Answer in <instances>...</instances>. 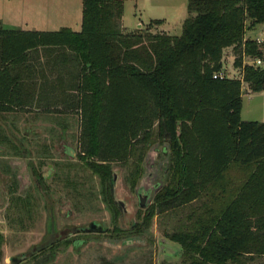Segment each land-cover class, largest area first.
Segmentation results:
<instances>
[{
    "label": "trees",
    "instance_id": "trees-1",
    "mask_svg": "<svg viewBox=\"0 0 264 264\" xmlns=\"http://www.w3.org/2000/svg\"><path fill=\"white\" fill-rule=\"evenodd\" d=\"M187 1L180 36L151 28L126 32L122 0H83L78 33L0 27V113L29 104L23 103L29 81L17 71L32 68L26 60L33 52L49 50L60 71L52 83L54 105L79 116V151L71 153L101 178L114 236L126 232L117 225L122 212L112 194V164L134 160L137 181L145 155L162 145L165 182L145 210L146 224L156 210L190 205L184 229L166 235L180 245L181 264H251L264 258V122L242 121V91H264V65L244 64V57L264 64V44L245 39L248 28L264 25V0ZM227 49L240 78L216 80ZM16 150L29 155L22 142ZM32 169L43 183L45 175ZM16 202L24 215L31 213L29 201ZM127 231L142 229L136 223ZM46 242L31 258L73 244Z\"/></svg>",
    "mask_w": 264,
    "mask_h": 264
},
{
    "label": "rangeland",
    "instance_id": "rangeland-1",
    "mask_svg": "<svg viewBox=\"0 0 264 264\" xmlns=\"http://www.w3.org/2000/svg\"><path fill=\"white\" fill-rule=\"evenodd\" d=\"M122 1V26L126 32L151 28L152 33L166 32L172 36H180L183 23L189 17L185 0ZM158 19L165 21L163 26L150 25L152 20ZM258 26L251 33L248 28L250 38H255L264 29V25ZM55 57L52 54L50 61L48 60L54 76L58 73L54 66ZM233 62V52L225 50L222 72L238 79L240 75ZM57 93L55 90L51 97V110H22L6 114L5 127L0 132V252L6 261L9 259L5 264H11V258L20 257L24 253L29 252L35 256L39 254L35 247L42 242L47 240L48 245L54 235L74 232L77 227L87 228L93 222L107 232L78 236L74 238L79 239L76 246L71 242L61 244L53 249L55 254L51 253L52 250H46L38 258H29L22 263L181 264L180 245L172 242L166 235L184 229L190 205L165 213H158L156 210V214L146 224L145 218L149 212L139 204V195L147 194L149 198L146 204L149 207L153 203L155 192L165 182L167 156L162 154L163 146L156 145L145 155L141 164L143 172L137 181L134 160L126 164H112V172L118 173L117 197L126 202L129 210L126 216H118L117 225L126 232L118 239L113 233L112 215L103 201L101 178L89 170L75 154L79 151V116L68 109L65 114L57 111L62 106L59 103L58 106L54 105ZM242 99V121L264 122V91L249 93L244 90ZM28 130L31 134L26 136ZM20 142L28 150V156L16 150ZM66 147L69 148L67 153ZM72 151L75 153L72 154ZM32 167L39 174L45 175L43 183L37 182ZM11 184L13 187H10ZM14 197L29 201V215L20 212L16 198L13 201ZM133 222L141 227V233L127 231ZM128 238H140L143 243L125 248L106 245L111 241ZM263 261L264 258H255L251 264Z\"/></svg>",
    "mask_w": 264,
    "mask_h": 264
},
{
    "label": "crops",
    "instance_id": "crops-1",
    "mask_svg": "<svg viewBox=\"0 0 264 264\" xmlns=\"http://www.w3.org/2000/svg\"><path fill=\"white\" fill-rule=\"evenodd\" d=\"M185 3V7H187L188 1L185 0ZM182 9L183 4L181 5L180 14ZM82 19L83 0H0V27L8 31L51 33L70 30L78 33L82 31ZM152 21H162L163 24L165 22L160 19ZM163 24L160 26H163ZM258 27L256 26L254 29L249 30V33ZM263 31L264 29L261 33ZM252 38H250L247 31L245 39L252 40ZM51 55L52 53L49 50L39 49V51L33 52L26 60V64L32 65V68L17 71L18 74H21L24 79L29 81L26 88H28L30 98L23 102L29 104L23 108L15 107L8 113H0V132L5 127L6 114L22 110L38 112L52 109L51 97L54 94L52 83L55 76L49 65ZM67 72L70 73L71 70L68 68ZM61 73L64 74V71ZM12 74L15 76L16 71H12ZM57 74H60V71ZM57 74L55 75L57 76ZM24 95L27 96V94ZM2 110L0 109V111ZM29 134H31V131L28 130L26 136H29ZM8 261L9 259L6 261L4 257H0V264L8 263Z\"/></svg>",
    "mask_w": 264,
    "mask_h": 264
},
{
    "label": "water",
    "instance_id": "water-1",
    "mask_svg": "<svg viewBox=\"0 0 264 264\" xmlns=\"http://www.w3.org/2000/svg\"><path fill=\"white\" fill-rule=\"evenodd\" d=\"M117 184H118V173L117 172H113L112 174V182H111V189H112V194L114 197V200L117 204V206L119 207V209L121 210L122 214L124 216H126L129 213V210L127 209V204L124 200L118 199L117 197ZM160 188V187H159ZM158 188V189H159ZM149 196L146 195H139V200H140V207L142 209H146L147 208V204L146 201L148 200ZM134 224L136 223H131L130 224V228L134 226ZM90 232H99V233H105V229L102 226H99L98 223L93 222L91 223L87 228L86 227H77L75 229L74 232L71 233H58L56 235V237H53L52 240L54 241H60V240H64L67 236H71L72 234L75 233H90ZM138 243H143V240H141L140 238H128L125 240H121V241H111L109 243H107L106 245H109L113 248L116 247H120V248H125L134 244H138ZM42 243L38 246H36L35 248H38V252L41 250ZM33 255L28 253H24L22 254L20 257H14L10 259V263L11 264H21L22 262L26 261L27 259L31 258Z\"/></svg>",
    "mask_w": 264,
    "mask_h": 264
},
{
    "label": "built area",
    "instance_id": "built-area-1",
    "mask_svg": "<svg viewBox=\"0 0 264 264\" xmlns=\"http://www.w3.org/2000/svg\"><path fill=\"white\" fill-rule=\"evenodd\" d=\"M252 40L255 41L259 45L264 44V31L260 35H258L257 37L253 38ZM245 63H252L253 65H255L257 67H262L264 65L263 61L260 59H256L255 61L248 62V60L244 57V64ZM214 79L226 80V79H234V78L231 77L228 73L226 74L225 72L221 71V72L216 73L214 75Z\"/></svg>",
    "mask_w": 264,
    "mask_h": 264
},
{
    "label": "flooded vegetation",
    "instance_id": "flooded-vegetation-1",
    "mask_svg": "<svg viewBox=\"0 0 264 264\" xmlns=\"http://www.w3.org/2000/svg\"><path fill=\"white\" fill-rule=\"evenodd\" d=\"M68 152V149L66 147V153ZM141 195V194H140ZM106 231V229H105ZM96 233H99V232H90V233H83V234H80V233H75V234H72L73 236L69 237L67 240H72L73 241V244L76 246L79 244V239H74L78 236H88V235H94ZM100 234V233H99ZM104 234V233H103Z\"/></svg>",
    "mask_w": 264,
    "mask_h": 264
}]
</instances>
